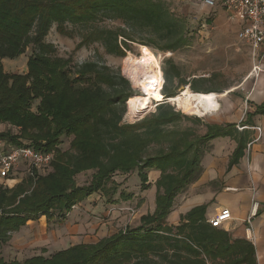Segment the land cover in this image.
Masks as SVG:
<instances>
[{
  "label": "trees",
  "instance_id": "obj_1",
  "mask_svg": "<svg viewBox=\"0 0 264 264\" xmlns=\"http://www.w3.org/2000/svg\"><path fill=\"white\" fill-rule=\"evenodd\" d=\"M103 21L121 26L102 28L98 23ZM52 28L64 37L72 35L70 28H80L77 48L99 44L112 57L123 58L133 44L161 53L191 44L186 20L161 1L0 0V59L32 49L24 76L5 74L0 63V125L18 129L16 135L0 133V138L16 146L25 139L34 150L53 154L47 176L34 172L11 189L0 186V247L28 222L66 219L76 204L93 194L111 202L118 193L109 186L116 174L136 172L139 189L147 190L151 187L147 172L159 173L154 212L142 216L138 226L95 243L70 246L48 258L34 256L21 262L0 258V264H256L251 244L231 243L227 233L210 227L206 206L193 208L177 225L167 223L179 195L200 177L207 145L221 137L234 139L237 147L230 167L242 157L247 137L238 136L233 125L201 123L200 135L190 128L176 129L189 118L163 102L177 94L172 89L175 81L188 83L170 59L161 69L164 84L158 97L164 101L149 117L123 124L126 102L136 94L130 83L111 72L101 58L77 65L74 71L64 70L67 62L45 42ZM196 83H189L191 91L214 92H202ZM252 115L264 116V104ZM62 138L68 139L64 150ZM154 147L158 150L152 155ZM86 172H93L91 179L78 186L76 177ZM118 197L127 199L122 192Z\"/></svg>",
  "mask_w": 264,
  "mask_h": 264
},
{
  "label": "rangeland",
  "instance_id": "obj_2",
  "mask_svg": "<svg viewBox=\"0 0 264 264\" xmlns=\"http://www.w3.org/2000/svg\"><path fill=\"white\" fill-rule=\"evenodd\" d=\"M156 1L163 2L169 7L170 11L175 16L186 20L189 37L191 38L190 46L174 53H161L153 51L150 48L133 44L130 46V50L126 51L123 58L112 57L104 54L103 48L99 44H92L81 49L77 48L80 42L79 34L83 33V30L80 28H70L69 30H71L72 35L67 37L58 34L55 31V28H52L45 38V42L52 44L55 47L56 56L62 59L61 61L63 63L67 62V66L65 63L64 70L69 68L71 71H74V67L77 65L85 62H94L101 58L102 62L110 68L111 72L120 73L121 76L130 83L131 89L136 92L133 96H145V93L142 89L133 85V83H131V81L125 76L126 61L128 58L143 62H150V60L157 62L160 74V81L155 92L157 97L161 84L162 87L164 84L161 77V69L164 61L169 59L178 67L182 80L188 83V85L184 86L182 84L178 85L175 81L172 89L176 88L177 94L181 92L180 88H183L184 90L187 87L190 90L189 83L193 82V80L197 82L196 84L200 91H214L215 93L220 94L230 88L236 87L245 78L247 72L252 66V58L250 59L248 50L242 45H237L236 42L230 43L228 41H221V38L226 36L231 39V35L221 34L220 31L216 30L212 21L213 17L209 16L210 19L206 22L207 19L203 18L199 12L190 11L184 16L181 12L174 11L172 6H185L187 3L186 0ZM195 3L196 5L200 4L199 0L195 1ZM98 25L107 29H116L121 26L118 22L113 21L99 22ZM31 53L32 49L28 47L24 53L19 54L16 57L0 59L3 72L8 75H26ZM240 94V91H234L231 94H228L226 98L220 101V105L224 106L226 100H246L247 95L246 97L244 96V99ZM158 99V101L151 100V105L149 110H147V113L136 120H131L129 118L126 102V113L123 116L122 123L134 124L149 117L150 114L155 112L156 106L161 104L155 103L161 101L159 97ZM163 103L171 106L176 112L189 118L188 121L178 123L176 129L182 130L184 128H190L198 134L203 132L201 123L212 124L220 114V109H224V107L221 106L222 108H220L214 115L198 117L184 113L177 107L176 103H168L167 101ZM36 105L37 102L32 104L33 111H35ZM237 109H241L239 108V105ZM242 110L244 109L242 108ZM196 119L200 120V123H198ZM170 128L171 127H168L167 130H171ZM7 132L16 135L18 129L6 124H1L0 133ZM22 140L23 141H20L21 143L25 145L29 144L25 139ZM67 143L68 139L62 138L60 148L63 150L66 149L68 146ZM207 148V151H209L211 148L210 143L207 145ZM157 150V147L152 148L150 154H155ZM51 163L47 168L36 172V176H47L52 169ZM17 173L20 174V178L25 175L27 176L22 170ZM92 174L93 172H86L78 175L75 179L76 184L78 186L84 185L91 179ZM154 176V171L147 172V180L148 183L151 184V187L147 190H140V181L136 176V172H133L130 175H114L112 177V184L109 186L116 187L118 193L112 198L111 202H107V200L100 194H93L85 201L76 204L64 220L53 219L50 221L45 217H42L36 221L26 223V225L21 227L19 231L12 232L9 241L0 247V258L4 261L17 260L19 262L34 256L48 258L52 254L66 249L72 244L74 245L83 242L94 243L119 230L138 226L142 216L154 212ZM8 184H10L8 179L0 180V186L8 188ZM191 190L193 189L188 186L184 192L181 193L183 196L177 198V200H179L177 202L179 203L180 200L184 202V197L191 195ZM119 192H122L127 199H120L118 197Z\"/></svg>",
  "mask_w": 264,
  "mask_h": 264
},
{
  "label": "crops",
  "instance_id": "obj_3",
  "mask_svg": "<svg viewBox=\"0 0 264 264\" xmlns=\"http://www.w3.org/2000/svg\"><path fill=\"white\" fill-rule=\"evenodd\" d=\"M186 1L185 6H172V8L184 16L190 11L199 12L203 18L207 19L206 22L209 21V16L213 17L215 29L221 34L231 35V39L226 36L221 38V41L236 42L237 45L244 46L248 50L250 59L252 58L251 48L236 38L237 32L242 27L240 21L230 19L228 14L220 8L210 9L206 7L201 0H199V5L195 3L198 0ZM258 53L259 57L256 60L251 59L252 66L245 78L236 87L228 89L233 90L232 92L240 91V95L244 99L247 95L246 100H226L224 106L220 105V108L223 106L224 109H220V114L216 120L212 124L210 123V125L222 127L233 125L238 136L247 137L242 157L238 159L236 164L229 167L237 147L236 141L229 137H221L211 141V148L204 154L200 162L202 173L198 180L189 186L193 189L191 190L193 194L184 197V202L180 200L178 203L179 200H176L174 210L167 217V223L177 225L180 217L195 207L206 206V220L212 218L222 209H228L232 220L218 230L227 233L231 243L244 241L251 244L254 249L255 263L264 264V116L252 115L257 107L264 104V50L260 49ZM254 66L259 68L256 77L251 75ZM238 105L240 110L237 109ZM20 170L24 172L23 166L12 173L10 177L14 178H8L10 184L7 187L9 189L25 178L26 175L20 178V174L17 173ZM158 177L159 173L156 174L155 172L153 181L156 182ZM181 196L183 195L180 194L179 197ZM253 200L259 203V211L251 221L254 236L253 241H251L246 238L245 229ZM83 244L87 243L83 242ZM218 263H223V261L214 264Z\"/></svg>",
  "mask_w": 264,
  "mask_h": 264
},
{
  "label": "built area",
  "instance_id": "obj_4",
  "mask_svg": "<svg viewBox=\"0 0 264 264\" xmlns=\"http://www.w3.org/2000/svg\"><path fill=\"white\" fill-rule=\"evenodd\" d=\"M210 8H220L232 20H238L242 27L236 34L239 42L251 48V57L256 60L259 57V50H264V0H201ZM259 68L254 66L251 75L257 76ZM162 101H164L162 99ZM160 101V102H162ZM157 102V103H160ZM52 153H42L34 150L29 144L16 146L0 138V179L6 180L11 173L23 166L24 173L31 177L34 172L47 168L52 162ZM259 203L251 202L249 215L246 220V238L253 241L251 221L257 216ZM232 220L230 211L222 209L212 218L207 220L211 228L220 229Z\"/></svg>",
  "mask_w": 264,
  "mask_h": 264
},
{
  "label": "bare ground",
  "instance_id": "obj_5",
  "mask_svg": "<svg viewBox=\"0 0 264 264\" xmlns=\"http://www.w3.org/2000/svg\"><path fill=\"white\" fill-rule=\"evenodd\" d=\"M125 76L133 85L142 89L145 93V96H132L127 101V114L131 120H136L147 113L151 105V100H159L155 95L160 81L158 64L152 60L150 62H143L128 58L126 61ZM190 90L186 87L179 94L168 98L166 101L168 103H176L177 107L184 113L198 117L217 113L220 109V101L233 91L227 90L221 94H217L214 92L195 93Z\"/></svg>",
  "mask_w": 264,
  "mask_h": 264
},
{
  "label": "water",
  "instance_id": "obj_6",
  "mask_svg": "<svg viewBox=\"0 0 264 264\" xmlns=\"http://www.w3.org/2000/svg\"><path fill=\"white\" fill-rule=\"evenodd\" d=\"M180 90L182 91V90H183V88H180Z\"/></svg>",
  "mask_w": 264,
  "mask_h": 264
}]
</instances>
